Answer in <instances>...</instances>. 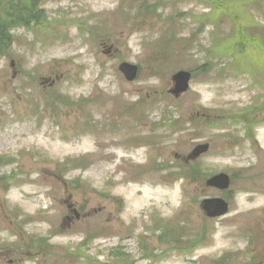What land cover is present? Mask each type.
Segmentation results:
<instances>
[{
  "label": "rangeland",
  "instance_id": "rangeland-1",
  "mask_svg": "<svg viewBox=\"0 0 264 264\" xmlns=\"http://www.w3.org/2000/svg\"><path fill=\"white\" fill-rule=\"evenodd\" d=\"M39 9L0 55V264H264V0Z\"/></svg>",
  "mask_w": 264,
  "mask_h": 264
},
{
  "label": "water",
  "instance_id": "water-1",
  "mask_svg": "<svg viewBox=\"0 0 264 264\" xmlns=\"http://www.w3.org/2000/svg\"><path fill=\"white\" fill-rule=\"evenodd\" d=\"M119 70L125 75L126 79L131 81L136 77L137 68L135 66H131L127 63H123L120 65ZM191 78V73L186 71H177L175 75L172 77L173 89L170 90V93L174 95V97H178L180 94L185 93L189 89V80ZM209 150V144L203 143L197 145L192 149L190 154L188 155L187 160L192 161L200 156L204 155ZM207 187H212L219 190H227L230 185V178L224 173H218L214 175L206 181ZM201 209L205 215L210 218H218L228 214V203L221 198L218 199H206L201 203Z\"/></svg>",
  "mask_w": 264,
  "mask_h": 264
},
{
  "label": "trees",
  "instance_id": "trees-1",
  "mask_svg": "<svg viewBox=\"0 0 264 264\" xmlns=\"http://www.w3.org/2000/svg\"><path fill=\"white\" fill-rule=\"evenodd\" d=\"M44 0H0V55L8 54L13 43L11 33L18 28L30 29L39 26L42 10L39 9ZM144 9L148 11L147 7ZM182 175L190 178V171ZM192 179V178H191ZM3 179L0 180V183Z\"/></svg>",
  "mask_w": 264,
  "mask_h": 264
},
{
  "label": "bare ground",
  "instance_id": "bare-ground-1",
  "mask_svg": "<svg viewBox=\"0 0 264 264\" xmlns=\"http://www.w3.org/2000/svg\"><path fill=\"white\" fill-rule=\"evenodd\" d=\"M39 202H37V204H38Z\"/></svg>",
  "mask_w": 264,
  "mask_h": 264
}]
</instances>
